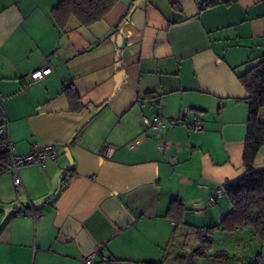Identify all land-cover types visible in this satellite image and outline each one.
Returning <instances> with one entry per match:
<instances>
[{"label": "crops", "instance_id": "1", "mask_svg": "<svg viewBox=\"0 0 264 264\" xmlns=\"http://www.w3.org/2000/svg\"><path fill=\"white\" fill-rule=\"evenodd\" d=\"M59 1L0 0L12 151H57L55 162L19 167L18 187L0 173V264H83L94 250L92 264H173L197 235L180 227L174 236L171 201L181 200L192 226L207 222L204 208L222 218L230 202L209 207L207 198L244 173L249 104L238 77L264 57V0H116L102 19L72 17L64 29L51 12ZM42 67L50 72L24 88ZM184 112L203 128L167 125ZM143 116L163 121L162 144ZM254 168L264 170V145Z\"/></svg>", "mask_w": 264, "mask_h": 264}, {"label": "trees", "instance_id": "2", "mask_svg": "<svg viewBox=\"0 0 264 264\" xmlns=\"http://www.w3.org/2000/svg\"><path fill=\"white\" fill-rule=\"evenodd\" d=\"M115 2L116 0H60L52 7L51 12L56 24L64 29L72 17L83 25H89L102 19ZM205 2L207 5V1ZM238 80L247 92L246 100L249 104L247 133L242 154L244 173L235 182H227L229 186L223 196L228 198L231 206L217 225L194 228L183 220L185 208L181 200L174 198L171 201L167 215L175 222L174 236L179 232L180 227H186V237L188 231L193 229L197 235L198 243L190 251L185 250L183 253L175 255L172 259L173 264H193L196 257H224L225 252L223 250L213 251L212 249L213 233L218 229L224 233L233 231L237 224L241 226L250 224L252 226L247 241L249 240L250 244L252 241L258 244L253 257L255 264H258L259 247L264 243V170H256L254 161L257 152L264 145V122L259 120L260 109L264 107V57L258 64L239 76ZM64 90L70 103L78 100L77 94L71 90L70 86H65ZM146 94L145 96L148 97L149 92ZM9 159L10 153L8 151L0 152V173L8 170ZM208 198L207 206L209 207L220 199L218 198L212 205H208ZM201 230H206L207 234L204 237ZM235 242L239 243V240ZM146 264L161 263L146 262Z\"/></svg>", "mask_w": 264, "mask_h": 264}, {"label": "built area", "instance_id": "3", "mask_svg": "<svg viewBox=\"0 0 264 264\" xmlns=\"http://www.w3.org/2000/svg\"><path fill=\"white\" fill-rule=\"evenodd\" d=\"M206 4L205 1H203L200 4V8L203 7ZM50 72V67H42L38 68L30 73V79L28 81H25L23 84V87L29 86L31 83L37 81L38 79L46 76ZM143 121L145 123L146 129L149 131L150 135L154 138H156L161 144L164 140L163 135V121L159 119V117H154L152 120H149L147 116H143ZM187 123L190 126V129L193 132H198L203 128V124L201 119L198 116L189 118L187 116V113H181L177 117L169 120L167 122V125L172 126L176 124H183ZM13 143L8 137L7 130H6V117L4 113V109L2 106V97L0 96V152L8 151L10 153V159H9V166L8 170L13 175V183L16 187L21 185L17 170L19 167L27 164H44L47 160L56 161L57 159V151L54 148V146L50 144L46 145H40L38 143H34L29 152L22 153V154H15L13 151ZM114 149L108 145L103 146L101 148V155L104 157H110L113 154ZM229 186V184L223 183L221 185H218L215 187L214 191L209 195L208 198V205H212L215 200L220 198L225 194L226 188ZM32 215L37 218L40 213L37 211H32ZM201 234L204 237L207 233L206 230H201ZM97 250H94L88 254H86L84 257H82V263L83 264H92L93 263V257L97 254ZM104 259H107L103 257Z\"/></svg>", "mask_w": 264, "mask_h": 264}, {"label": "rangeland", "instance_id": "4", "mask_svg": "<svg viewBox=\"0 0 264 264\" xmlns=\"http://www.w3.org/2000/svg\"><path fill=\"white\" fill-rule=\"evenodd\" d=\"M224 200H228L226 196L223 198ZM202 213L205 211L209 213V218L207 219V224H197V223H192L193 226H203L206 224L207 226H213L219 224L221 217L218 216L216 217L214 213L212 212V208H204L201 210ZM205 226V225H204ZM228 232H223L221 230H216L214 235L212 236L214 238L213 240V246L212 249L213 251H218V250H223L225 253L224 257L221 258H200L196 257L194 258L195 264H255V261L253 260L254 254L257 251V242L252 241L251 244L248 241H243L241 242L239 240V243L234 242V244L229 247L228 242L232 239L231 236L227 234ZM188 239V246L186 250L192 249L194 246H197L196 244L197 241L194 240V235L191 233L189 235ZM190 245V247H189ZM138 264V263H137ZM141 264V263H140Z\"/></svg>", "mask_w": 264, "mask_h": 264}, {"label": "clouds", "instance_id": "5", "mask_svg": "<svg viewBox=\"0 0 264 264\" xmlns=\"http://www.w3.org/2000/svg\"><path fill=\"white\" fill-rule=\"evenodd\" d=\"M251 225L241 226L237 224L233 231L228 232L227 234L232 237L228 242V246L231 247L235 241L240 240L241 242L247 241L249 233L251 231Z\"/></svg>", "mask_w": 264, "mask_h": 264}]
</instances>
